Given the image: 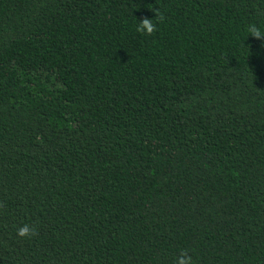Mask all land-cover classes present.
Instances as JSON below:
<instances>
[{
	"label": "trees",
	"instance_id": "1",
	"mask_svg": "<svg viewBox=\"0 0 264 264\" xmlns=\"http://www.w3.org/2000/svg\"><path fill=\"white\" fill-rule=\"evenodd\" d=\"M252 25L264 0H0V264H264Z\"/></svg>",
	"mask_w": 264,
	"mask_h": 264
},
{
	"label": "clouds",
	"instance_id": "2",
	"mask_svg": "<svg viewBox=\"0 0 264 264\" xmlns=\"http://www.w3.org/2000/svg\"><path fill=\"white\" fill-rule=\"evenodd\" d=\"M155 17L154 19L143 18L138 21L136 31L138 33H143L147 36H151L157 30V23L164 20V15L159 11L158 8L154 9ZM157 23H154L153 21ZM249 33L251 36L260 39L264 38V34L260 32V30L252 25L249 27ZM37 235V230L35 227L29 224H23L22 226L17 228V236L21 238H32ZM175 264H195L192 256L189 254L188 249H182L179 254L175 258Z\"/></svg>",
	"mask_w": 264,
	"mask_h": 264
}]
</instances>
